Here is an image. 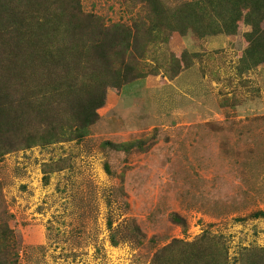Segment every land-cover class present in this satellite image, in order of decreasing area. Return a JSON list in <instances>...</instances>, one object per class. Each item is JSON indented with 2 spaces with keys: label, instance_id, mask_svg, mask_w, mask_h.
I'll list each match as a JSON object with an SVG mask.
<instances>
[{
  "label": "rangeland",
  "instance_id": "1",
  "mask_svg": "<svg viewBox=\"0 0 264 264\" xmlns=\"http://www.w3.org/2000/svg\"><path fill=\"white\" fill-rule=\"evenodd\" d=\"M66 1L78 32L50 42L111 41L106 63L22 79L39 40L0 33V264H264V21L169 31L148 0ZM48 3L10 17L50 29Z\"/></svg>",
  "mask_w": 264,
  "mask_h": 264
},
{
  "label": "trees",
  "instance_id": "2",
  "mask_svg": "<svg viewBox=\"0 0 264 264\" xmlns=\"http://www.w3.org/2000/svg\"><path fill=\"white\" fill-rule=\"evenodd\" d=\"M12 1L15 2V0ZM12 1L0 0V33L7 35L10 34L13 39L17 38V40L20 42L27 38L39 40L38 42H34V46L29 48L28 51L31 52V55H29V60L24 61L21 64V67L18 65L19 62L17 63V69L19 70L18 76H20L22 79L25 78L24 70L28 67V61H30L29 65L31 67H35V65H37L41 68V73H34L31 75L33 78L42 76V70H46V68L51 66L55 60L58 64H64L70 71H73V67H71L69 63H65L64 60L66 59L61 55L62 52H64V55H67L66 61L69 59V62L73 60L77 62L88 63V61L94 59L97 63L103 61H105V63L107 62L106 54L108 53V45L111 41L108 42L104 40L93 43L90 40L84 38V34H82V36L78 38L79 42L72 43L71 41L66 45L65 50H58V48L53 46L50 42L51 38H55V41L56 39L58 40V38L63 37H66L67 39H71L70 36L75 38V36H73L75 35L74 32H78L79 26L78 24H75V22L78 23V21L74 18L73 11L68 9L69 7L67 5V1L62 4L61 0H54L58 4L56 9L53 7L54 3H48L45 5L46 7L44 9L47 7L52 9L50 16L48 17L51 25L50 29L47 28L49 23L48 20H46L45 24L44 22L39 23L38 13L29 10L26 11L27 14L25 17H10L9 6ZM148 2L150 3L152 15L156 20V25L163 26L169 31H178L179 28L177 27L184 24L187 26L186 28L200 27L213 33H216V30L219 31L221 29L223 32L226 31L227 34H229L232 26L230 25L228 18L232 19L238 17V15H244V19L249 25H253L255 22L261 23L264 21V0H193L184 3L177 10L172 12L165 8V6H162L158 0H148ZM238 5L246 10V14H243V10H241V8H238V10L232 12L233 8ZM37 11L42 13L40 16H43L42 11ZM23 13H25V11ZM255 32L256 31L254 30L253 33ZM89 42L91 43L88 44ZM40 48L42 49V52L45 56L43 59L40 53L41 51L39 50ZM252 49L255 51L257 50L259 54L261 53L257 47V43L252 44ZM247 59L248 61H251V53H248ZM261 61H264V58H259L258 60L254 61L253 64L255 65L256 62ZM106 69L107 68H105V70ZM66 77L68 76L66 75ZM62 79V83H68L67 78L63 77ZM58 87L59 85L53 87L52 93L56 92ZM22 89L23 91L29 90V86L25 79L24 81L22 80ZM69 89L71 88L69 87ZM2 91L4 94V100L6 101L0 103V107L3 106V109H0V111L9 113L11 110L8 105L10 101L5 98V91L3 89ZM95 92L96 91H93V93ZM89 104L90 105L84 109L78 118V121L81 120L80 122L84 123L85 125L89 124L92 118L90 111H92L93 108H100L101 105V103H99L95 106V102ZM6 108L8 110H6Z\"/></svg>",
  "mask_w": 264,
  "mask_h": 264
}]
</instances>
